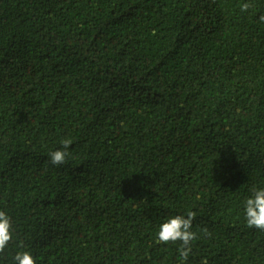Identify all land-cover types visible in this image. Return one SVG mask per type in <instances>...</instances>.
<instances>
[{
  "label": "trees",
  "instance_id": "trees-1",
  "mask_svg": "<svg viewBox=\"0 0 264 264\" xmlns=\"http://www.w3.org/2000/svg\"><path fill=\"white\" fill-rule=\"evenodd\" d=\"M260 16L264 0H0V264H264L244 219L264 188ZM188 211L183 261L156 234Z\"/></svg>",
  "mask_w": 264,
  "mask_h": 264
},
{
  "label": "clouds",
  "instance_id": "clouds-1",
  "mask_svg": "<svg viewBox=\"0 0 264 264\" xmlns=\"http://www.w3.org/2000/svg\"><path fill=\"white\" fill-rule=\"evenodd\" d=\"M253 7L250 3H243L241 11L247 12ZM260 21H264V16L259 17ZM61 148L49 154L50 162L53 165H62L66 162V157L70 155L68 149L72 145L71 138H64L60 141ZM251 196L244 202V219L248 228L264 231V188L251 189ZM196 213L188 211L185 215H175L166 219L157 231L156 239L161 244L179 242L178 255L183 261H187L192 253V241L198 237L192 231L193 220ZM11 218L4 212L0 211V254H3L9 243L13 240ZM206 236H211L207 228L202 229ZM20 248H23L21 242ZM13 264H36V260L28 251H17L13 257ZM201 264H207V260H203Z\"/></svg>",
  "mask_w": 264,
  "mask_h": 264
}]
</instances>
